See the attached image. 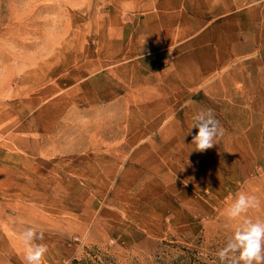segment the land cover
<instances>
[{
    "label": "rangeland",
    "instance_id": "obj_1",
    "mask_svg": "<svg viewBox=\"0 0 264 264\" xmlns=\"http://www.w3.org/2000/svg\"><path fill=\"white\" fill-rule=\"evenodd\" d=\"M240 192L264 220V0H0V264L32 226L46 264H219Z\"/></svg>",
    "mask_w": 264,
    "mask_h": 264
},
{
    "label": "clouds",
    "instance_id": "obj_2",
    "mask_svg": "<svg viewBox=\"0 0 264 264\" xmlns=\"http://www.w3.org/2000/svg\"><path fill=\"white\" fill-rule=\"evenodd\" d=\"M191 127L198 129L192 141L196 151L212 148L223 135L211 109L194 115ZM259 207L260 201L256 196L240 192L225 209L226 218L238 223L225 246L216 252L219 264H264V220L245 218L250 209ZM43 238V232L35 226L19 234L18 239L25 247L26 264H46L48 248L45 244L36 243Z\"/></svg>",
    "mask_w": 264,
    "mask_h": 264
},
{
    "label": "trees",
    "instance_id": "obj_3",
    "mask_svg": "<svg viewBox=\"0 0 264 264\" xmlns=\"http://www.w3.org/2000/svg\"><path fill=\"white\" fill-rule=\"evenodd\" d=\"M68 264H116L113 257L99 250L96 246H93L90 250H87V254L82 257L72 258Z\"/></svg>",
    "mask_w": 264,
    "mask_h": 264
}]
</instances>
